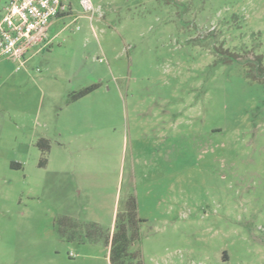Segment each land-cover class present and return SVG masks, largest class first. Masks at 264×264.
<instances>
[{"label":"rangeland","instance_id":"374dc122","mask_svg":"<svg viewBox=\"0 0 264 264\" xmlns=\"http://www.w3.org/2000/svg\"><path fill=\"white\" fill-rule=\"evenodd\" d=\"M64 1L0 61V264H111L129 198L123 264H264V0Z\"/></svg>","mask_w":264,"mask_h":264},{"label":"built area","instance_id":"2783aa9c","mask_svg":"<svg viewBox=\"0 0 264 264\" xmlns=\"http://www.w3.org/2000/svg\"><path fill=\"white\" fill-rule=\"evenodd\" d=\"M79 4L91 10L89 0ZM66 10L64 0H8L0 17V61L24 67L28 53L46 40L51 21Z\"/></svg>","mask_w":264,"mask_h":264},{"label":"trees","instance_id":"16d2710c","mask_svg":"<svg viewBox=\"0 0 264 264\" xmlns=\"http://www.w3.org/2000/svg\"><path fill=\"white\" fill-rule=\"evenodd\" d=\"M93 89L94 87L81 89L71 95V100H78L93 91ZM36 145L40 149L43 157L39 165L44 166L46 162L45 154L49 151V144L46 140L39 139ZM118 217L119 216H117L115 229L110 239L109 261L111 264H123L129 257V246L139 239V226L142 220L137 217V205L134 198H129L125 203L122 220ZM63 224L64 226L70 225V227L75 230L77 228V224L70 222L67 218L63 220ZM59 231L60 233L62 232L61 229H59ZM108 243L109 241L107 244Z\"/></svg>","mask_w":264,"mask_h":264},{"label":"crops","instance_id":"0c3cea01","mask_svg":"<svg viewBox=\"0 0 264 264\" xmlns=\"http://www.w3.org/2000/svg\"><path fill=\"white\" fill-rule=\"evenodd\" d=\"M26 61H28V59Z\"/></svg>","mask_w":264,"mask_h":264}]
</instances>
